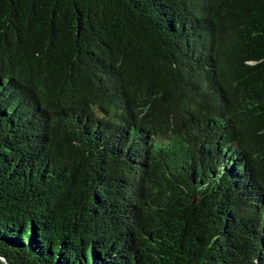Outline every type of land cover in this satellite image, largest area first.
Listing matches in <instances>:
<instances>
[{
	"label": "trees",
	"instance_id": "trees-1",
	"mask_svg": "<svg viewBox=\"0 0 264 264\" xmlns=\"http://www.w3.org/2000/svg\"><path fill=\"white\" fill-rule=\"evenodd\" d=\"M0 264H264V0H0Z\"/></svg>",
	"mask_w": 264,
	"mask_h": 264
}]
</instances>
